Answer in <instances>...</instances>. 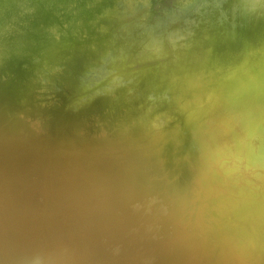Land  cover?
<instances>
[{"label": "rangeland", "instance_id": "374dc122", "mask_svg": "<svg viewBox=\"0 0 264 264\" xmlns=\"http://www.w3.org/2000/svg\"><path fill=\"white\" fill-rule=\"evenodd\" d=\"M47 54L23 61L42 68L37 102L0 100V264H174L183 245L186 264H264V83L235 85L210 122L214 92L135 103L102 67Z\"/></svg>", "mask_w": 264, "mask_h": 264}, {"label": "water", "instance_id": "95a60500", "mask_svg": "<svg viewBox=\"0 0 264 264\" xmlns=\"http://www.w3.org/2000/svg\"><path fill=\"white\" fill-rule=\"evenodd\" d=\"M64 49L79 56L75 71L102 67L101 83L112 78L119 98L132 88L135 103L166 93L171 109L186 111L214 92L212 122L234 112L235 85L264 83V0H24L22 10H0L1 102L14 87L37 102L42 68L23 61ZM95 87L59 96L66 103Z\"/></svg>", "mask_w": 264, "mask_h": 264}, {"label": "bare ground", "instance_id": "6f19581e", "mask_svg": "<svg viewBox=\"0 0 264 264\" xmlns=\"http://www.w3.org/2000/svg\"><path fill=\"white\" fill-rule=\"evenodd\" d=\"M253 112H254V110H253ZM258 112V111H257ZM260 112H261V110H260ZM236 115V114H235ZM241 115V114H240ZM227 117H229V116H227ZM241 119V118H240ZM248 119V118H247ZM217 120V119H216ZM242 120V119H241ZM250 120V119H249ZM252 120V119H251ZM230 121H232L233 122V120H230ZM236 121V120H235ZM207 122V121H206ZM254 122V121H253ZM249 123V122H248ZM212 124V123H211ZM232 124V123H231ZM252 124V123H251ZM250 124V125H251ZM229 125V124H228ZM244 125V124H243ZM234 126V125H233ZM246 126H247V124H246ZM249 126V125H248ZM232 127V126H231ZM239 127V126H238ZM244 127H245V125H244ZM233 128V127H232ZM240 128V127H239ZM246 128V127H245ZM243 129V128H242ZM248 129V128H247ZM251 129V128H250ZM249 129V130H250ZM245 130V129H244ZM154 139V138H153ZM159 139V138H158ZM136 141V140H135ZM141 141V140H140ZM133 143H134V141H133ZM138 143H140V142H138ZM152 144V143H151ZM154 144H156V143H154ZM137 144H135V146H136ZM155 146V145H154ZM142 147V146H141ZM151 147V146H150ZM222 152V151H221ZM218 155H220V153L218 154ZM222 155V154H221ZM213 158V157H212ZM135 160V159H134ZM214 160V159H213ZM135 162V161H134ZM137 162V161H136ZM131 165V164H130ZM132 166V165H131ZM136 167H137V165H136ZM199 168V167H198ZM202 168V167H201ZM200 168V169H201ZM195 170V169H194ZM193 170V171H194ZM194 172H196V171H194ZM137 174V173H136ZM197 174V173H196ZM215 176V175H214ZM195 177V176H194ZM217 177H219V176H217ZM163 178V177H162ZM220 179V178H219ZM193 180V179H192ZM192 184V183H191ZM193 185H194V183H193ZM185 186V185H184ZM190 186V185H189ZM186 187V186H185ZM184 188V187H183ZM189 188V187H188ZM237 189V188H236ZM181 190V189H180ZM184 192V191H183ZM182 193V192H181ZM184 194V193H183ZM180 199V198H179ZM231 199V198H230ZM177 200V199H176ZM181 201V200H180ZM175 202V201H174ZM210 210V209H209ZM214 212V211H213ZM219 212V211H218ZM207 215V214H206ZM236 216V215H235ZM233 217V216H232ZM215 218V217H214ZM216 218H218V217H216ZM233 219H235V217L234 218H232V221H233ZM226 232V231H225ZM228 232H231L230 230L228 231ZM218 233V232H217ZM230 234V233H229ZM217 235V234H216ZM219 237V236H218ZM219 239V238H218ZM224 240V239H223ZM220 241V240H219ZM221 241H222V236H221ZM184 250H185V245H183V246H181V249H179V254L177 255V257H176V260H175V263L174 264H186V255H185V253H184ZM241 263V262H240ZM243 264H250V261H248V260H244L243 262H242ZM252 263V262H251Z\"/></svg>", "mask_w": 264, "mask_h": 264}, {"label": "clouds", "instance_id": "9594fccd", "mask_svg": "<svg viewBox=\"0 0 264 264\" xmlns=\"http://www.w3.org/2000/svg\"><path fill=\"white\" fill-rule=\"evenodd\" d=\"M24 0H0V10L6 12L22 10Z\"/></svg>", "mask_w": 264, "mask_h": 264}]
</instances>
